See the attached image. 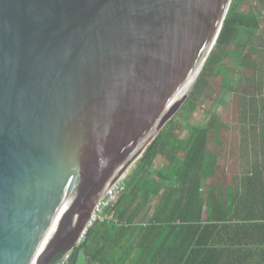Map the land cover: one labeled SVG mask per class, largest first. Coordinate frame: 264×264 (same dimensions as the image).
I'll return each instance as SVG.
<instances>
[{
	"label": "water",
	"instance_id": "1",
	"mask_svg": "<svg viewBox=\"0 0 264 264\" xmlns=\"http://www.w3.org/2000/svg\"><path fill=\"white\" fill-rule=\"evenodd\" d=\"M233 3L0 0V264H32L67 208L40 264L74 252L189 101Z\"/></svg>",
	"mask_w": 264,
	"mask_h": 264
},
{
	"label": "trees",
	"instance_id": "2",
	"mask_svg": "<svg viewBox=\"0 0 264 264\" xmlns=\"http://www.w3.org/2000/svg\"><path fill=\"white\" fill-rule=\"evenodd\" d=\"M260 4L264 12V0ZM235 10L233 3L217 48L232 39L234 26L247 32L263 27L264 19L253 7L243 13ZM217 48L189 101L126 180L127 192L115 209L120 224L95 225L67 264H264L263 129L261 150H253L258 158L241 179L231 181L230 175L233 126L213 112L208 113L206 125L191 131L190 146L175 152L183 160L172 161L174 172L156 168L158 159L179 143L169 135L183 133L186 114L197 112L204 92L214 90L206 76ZM258 52L249 50L245 59ZM218 76L213 74L214 80ZM243 105L245 122L264 117V106L255 96L243 97Z\"/></svg>",
	"mask_w": 264,
	"mask_h": 264
},
{
	"label": "rangeland",
	"instance_id": "3",
	"mask_svg": "<svg viewBox=\"0 0 264 264\" xmlns=\"http://www.w3.org/2000/svg\"><path fill=\"white\" fill-rule=\"evenodd\" d=\"M234 5L236 13L247 12L253 7L259 17L264 19L260 0H234ZM235 27L234 35L230 41L218 48L219 43L217 44L215 62L208 69L206 80L208 84L213 85L214 90L210 92L209 89H205L204 96L200 101L201 107L194 114L191 112L186 114V121H184L189 126H184V128L188 130L187 128L192 125L198 127L205 125L210 117L209 112L222 115L221 122L233 126L235 129V131L233 129L232 145L235 151H238V148L240 150L241 139L246 137L245 134L247 133L246 131L241 132L240 128L242 126L235 124L245 118L243 97L247 96L252 100L255 96L257 102L260 103V107L264 106V24L262 29L253 32ZM251 49H258L259 52L245 59L246 54ZM213 74H220V76L214 80ZM257 87L259 88L257 89ZM184 132L186 131L184 130ZM214 149L215 146L212 145L211 150ZM235 151L232 150L230 162L231 181L234 177L240 178L252 166L246 155L242 158ZM135 168L132 169L131 173ZM80 264H83V262Z\"/></svg>",
	"mask_w": 264,
	"mask_h": 264
},
{
	"label": "crops",
	"instance_id": "4",
	"mask_svg": "<svg viewBox=\"0 0 264 264\" xmlns=\"http://www.w3.org/2000/svg\"><path fill=\"white\" fill-rule=\"evenodd\" d=\"M185 121L183 120L181 122V124L183 126H187L188 127L189 125ZM185 124H187V125H185ZM235 124L242 126L240 128L241 132L246 131L247 133L245 134L246 137H243L241 139L240 150L238 148V151L237 150L235 151V149L233 148V152L235 151V153H239L242 158H243V156L246 155L249 158V162L251 161V165H252L253 161L258 158L256 152L261 150V139H260V136L262 134L261 133L262 129L264 130V127L262 126V125H264V119L263 118H260V119L259 118H257V119H249V121H247V122H245L244 120L242 121V119H241V121L236 122ZM253 124H257L258 127H253ZM244 125L247 126V127H245ZM190 127H192V129H190ZM190 127L187 128L188 130H186L184 128V130L186 132L181 133L179 135H176V137H174L173 135H169V138H172V140H179V143H176L175 147L169 148L167 150L168 153L165 152V154L158 159V161L156 162V168H158L159 172H166L168 170L170 172H174V171L170 170L171 166H172V161L173 160H177V161L178 160L179 161L183 160V156H180V155L174 156V154H175V152L178 153V152L182 151L183 149L188 148V146H190V143H191L190 140L193 137L191 131L193 129H195V128L196 129L199 128L197 125H194V126L192 125ZM233 129H234V127H233ZM234 131H235V129H234ZM175 142H177V141H175ZM253 150H256V152L254 153ZM172 152H174V153H172ZM240 155H239V157H240ZM256 156H257V158H255ZM176 167H179V166H176ZM239 179H241V178H239ZM230 184H233V183H230ZM209 186H210L209 182L205 183V189L207 191L209 189ZM158 204H159V200H156L155 201V205L157 206ZM208 220H209V215H208V213H206L205 222H208Z\"/></svg>",
	"mask_w": 264,
	"mask_h": 264
},
{
	"label": "built area",
	"instance_id": "5",
	"mask_svg": "<svg viewBox=\"0 0 264 264\" xmlns=\"http://www.w3.org/2000/svg\"><path fill=\"white\" fill-rule=\"evenodd\" d=\"M128 176L122 180L118 185L109 191L107 196L99 203L94 215L91 219L90 225L85 232L79 246L87 238L88 232L97 224H120V221L116 217V207L127 192L126 180ZM78 246V247H79ZM73 253V252H72ZM72 253L65 254L60 264H67L71 258Z\"/></svg>",
	"mask_w": 264,
	"mask_h": 264
},
{
	"label": "bare ground",
	"instance_id": "6",
	"mask_svg": "<svg viewBox=\"0 0 264 264\" xmlns=\"http://www.w3.org/2000/svg\"><path fill=\"white\" fill-rule=\"evenodd\" d=\"M198 80H199V78L195 79L192 83H190L188 85L180 103H182L184 101V99L187 97V95H189L193 91ZM67 209L57 218L56 222L54 223L51 231L48 233L44 243L42 244V246H41V248H40L38 254L36 255L32 264H40L43 255L50 248L51 244L53 243V241L55 240V238L57 237V235L59 234V232L62 229V225H63L65 214L67 213Z\"/></svg>",
	"mask_w": 264,
	"mask_h": 264
}]
</instances>
